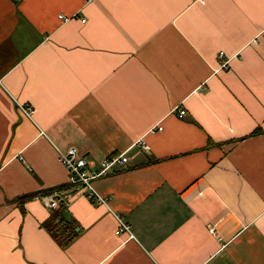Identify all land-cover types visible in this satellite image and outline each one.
Segmentation results:
<instances>
[{
    "label": "crops",
    "instance_id": "1",
    "mask_svg": "<svg viewBox=\"0 0 264 264\" xmlns=\"http://www.w3.org/2000/svg\"><path fill=\"white\" fill-rule=\"evenodd\" d=\"M0 264H264V0H0Z\"/></svg>",
    "mask_w": 264,
    "mask_h": 264
},
{
    "label": "built area",
    "instance_id": "2",
    "mask_svg": "<svg viewBox=\"0 0 264 264\" xmlns=\"http://www.w3.org/2000/svg\"><path fill=\"white\" fill-rule=\"evenodd\" d=\"M82 22L85 20L82 19ZM218 57H223V52L218 53ZM223 67H227V62H224ZM21 110L26 114L31 113L29 106H20ZM185 110L181 109L179 115H183ZM158 129H162L159 125ZM139 145L145 151L148 150L147 144L143 139L139 140ZM58 160L67 170V182L72 187V191L81 194L82 192L89 198L98 203H105L106 199L96 192L93 181L96 178L105 177L111 174L115 167L122 166L128 162V157L122 152H111L104 156L95 167L90 165L86 155L80 154L75 147H69L65 151L57 150ZM65 191L62 187H55L49 190L48 193L40 195L39 198L44 204L50 208H57L65 200ZM118 227L115 230L116 234L122 232L128 233L131 238L133 234L130 232L128 224L121 218L119 214L116 215Z\"/></svg>",
    "mask_w": 264,
    "mask_h": 264
},
{
    "label": "trees",
    "instance_id": "3",
    "mask_svg": "<svg viewBox=\"0 0 264 264\" xmlns=\"http://www.w3.org/2000/svg\"><path fill=\"white\" fill-rule=\"evenodd\" d=\"M76 225L71 223L63 224V222H59L57 224H53L52 227H48L51 235L62 245L66 246L75 236Z\"/></svg>",
    "mask_w": 264,
    "mask_h": 264
},
{
    "label": "water",
    "instance_id": "4",
    "mask_svg": "<svg viewBox=\"0 0 264 264\" xmlns=\"http://www.w3.org/2000/svg\"><path fill=\"white\" fill-rule=\"evenodd\" d=\"M76 230H78V228Z\"/></svg>",
    "mask_w": 264,
    "mask_h": 264
}]
</instances>
